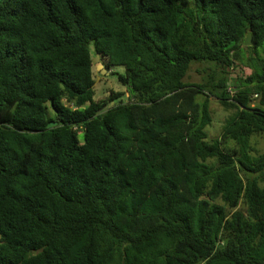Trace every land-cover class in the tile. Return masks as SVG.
Wrapping results in <instances>:
<instances>
[{"label": "trees", "instance_id": "obj_1", "mask_svg": "<svg viewBox=\"0 0 264 264\" xmlns=\"http://www.w3.org/2000/svg\"><path fill=\"white\" fill-rule=\"evenodd\" d=\"M0 264H264V0H0Z\"/></svg>", "mask_w": 264, "mask_h": 264}, {"label": "rangeland", "instance_id": "obj_2", "mask_svg": "<svg viewBox=\"0 0 264 264\" xmlns=\"http://www.w3.org/2000/svg\"><path fill=\"white\" fill-rule=\"evenodd\" d=\"M200 67L198 65H193L191 70L188 73V77L186 82H201L206 75L202 72H198ZM113 71L117 73H121L122 69L120 68H113ZM96 83L94 85L95 89V100L104 99L108 94L109 91L114 90V92H124L125 88H122L116 81L113 76L109 75L107 72L105 75H100L96 70ZM240 76V70L236 69L231 78L234 79L235 77ZM232 84V85H231ZM230 85L233 87V83L230 82ZM233 90L230 92L233 94ZM256 99V98H254ZM210 109L213 116V124L211 127L207 129L210 138H215L219 136L223 125L225 124L226 119H228L229 115H231L230 111H226L219 103L218 100L215 98H211L210 101Z\"/></svg>", "mask_w": 264, "mask_h": 264}, {"label": "water", "instance_id": "obj_3", "mask_svg": "<svg viewBox=\"0 0 264 264\" xmlns=\"http://www.w3.org/2000/svg\"><path fill=\"white\" fill-rule=\"evenodd\" d=\"M244 46H252L253 41H252V36L250 33H247L245 35L244 41H243ZM93 63L95 65V70L100 74V75H105L107 73L106 68H104L99 55H95L93 58Z\"/></svg>", "mask_w": 264, "mask_h": 264}]
</instances>
